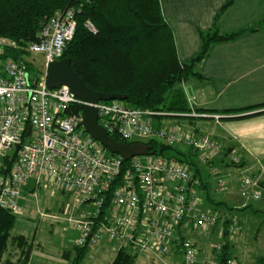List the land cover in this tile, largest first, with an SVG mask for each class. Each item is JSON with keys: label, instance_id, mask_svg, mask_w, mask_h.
Returning <instances> with one entry per match:
<instances>
[{"label": "built area", "instance_id": "built-area-1", "mask_svg": "<svg viewBox=\"0 0 264 264\" xmlns=\"http://www.w3.org/2000/svg\"><path fill=\"white\" fill-rule=\"evenodd\" d=\"M86 27L97 34L90 22ZM76 28L74 10L56 12L43 26L38 41L27 47L32 62L0 59V158L14 160L10 174L0 175V208L17 216L24 209L27 192L30 197H38L40 191L51 197L63 195L69 204L64 216L40 210L38 214L64 221L76 231L75 246L93 250L106 245L115 253L158 255L173 249L183 264H195L199 248L186 232L216 228L219 235L226 231L235 235L240 230L238 221L230 219L226 228L219 211L204 209L199 180L176 159L151 154L125 161L110 154L81 125L82 101L66 86L47 87V68L62 59ZM17 47L14 40L1 37L0 57ZM37 56L42 58L40 65L34 61ZM30 62L38 72L30 71ZM88 105L97 109L98 123L110 136L131 143L188 147L215 178L217 192L229 191V178L220 170L225 164H213L225 150L214 138L187 133L179 124L169 123L174 115L134 108L125 101ZM187 116L208 117L194 111ZM225 160L241 163V157L232 152ZM238 183L246 202L264 198L258 177L246 175Z\"/></svg>", "mask_w": 264, "mask_h": 264}, {"label": "trees", "instance_id": "trees-1", "mask_svg": "<svg viewBox=\"0 0 264 264\" xmlns=\"http://www.w3.org/2000/svg\"><path fill=\"white\" fill-rule=\"evenodd\" d=\"M233 1L229 0L224 8L230 6ZM69 9L76 13L77 28L62 59L71 61L72 68L86 86L96 93L123 95L126 97L125 102L131 107L174 115L170 118L178 119H193L187 116L193 113V110L181 85L191 78L202 77L196 67L206 58L212 45L234 41L258 30V26H254L229 34H222L217 28L201 32L199 53L182 63L177 55L173 31L164 20L160 0H0V38L12 39L18 45L17 50L6 52L0 59H26L32 62L33 59L27 50L29 44L38 41L43 26L56 12ZM87 22L97 29V34L88 30ZM31 62L30 71L38 72ZM262 107L264 105L221 113L230 114ZM79 111L78 107L76 112ZM196 113L219 112L197 110ZM157 119L160 121L161 118ZM111 137L116 141L126 142L117 136ZM148 145L155 155H164L169 150H175L179 156L172 158L189 166L193 178L201 184L202 170L199 163L189 158H197L194 151L189 149L186 154L159 142H151ZM230 152V149H225L223 157L213 164L224 163L225 167L240 168L241 163L226 162L225 157ZM13 161L9 157L0 159V175L10 174ZM128 165L129 163L125 162V168ZM261 185L264 188V182H261ZM201 187L200 185L199 191L202 190ZM210 200L212 203L209 209L213 210L211 205L215 202L211 197ZM248 209L249 206H246L241 210ZM230 222L231 220H226V228ZM16 223V215L0 208V264H29L32 242L22 234H12ZM224 235L226 242L217 255L218 264H230L234 259L227 231ZM11 246L17 249L16 259L5 258ZM74 250L75 258L72 264H80L88 249L76 246ZM133 253H116L112 264H134ZM257 264H264V257L259 258Z\"/></svg>", "mask_w": 264, "mask_h": 264}, {"label": "crops", "instance_id": "crops-1", "mask_svg": "<svg viewBox=\"0 0 264 264\" xmlns=\"http://www.w3.org/2000/svg\"><path fill=\"white\" fill-rule=\"evenodd\" d=\"M228 2L229 0H160L164 20L173 31L177 55L182 63L199 53L201 32L217 28L220 33L229 34L258 26L257 31L237 40L212 45L206 58L196 67L202 77L191 78L181 85L194 112L205 110L219 113L205 114L208 116L206 118L186 121L180 119L178 122L180 128L187 133L210 136L223 148L239 155L242 165L240 172L256 176L264 182V107L230 114L221 113L264 105V0H234L224 8ZM214 115L221 116V120H215ZM182 123H187L189 127ZM200 168V197L204 209L209 208L212 203L210 197L213 196L221 198L225 204L237 200L236 191L232 189L226 193H218L211 172L206 170L204 173L203 167ZM229 169L228 166L220 167L221 172L229 176L232 187L238 184L240 176L237 172H228ZM244 204L242 202L235 208L241 210L246 207ZM222 206L228 208L226 205ZM255 211V214L261 213Z\"/></svg>", "mask_w": 264, "mask_h": 264}, {"label": "rangeland", "instance_id": "rangeland-1", "mask_svg": "<svg viewBox=\"0 0 264 264\" xmlns=\"http://www.w3.org/2000/svg\"><path fill=\"white\" fill-rule=\"evenodd\" d=\"M35 60L37 65H40L42 58L37 56ZM171 119L173 120L168 121L169 123L177 121V124H179L178 120L180 119L189 120L185 118ZM182 125L189 127L187 123H182ZM169 127L171 126L169 125ZM175 148L188 154L189 148L184 145ZM164 156L175 157L179 155L175 150H169L165 152ZM189 158L191 161L199 163L198 158ZM229 168L228 172H237L239 174L240 181L247 175L246 173L242 174L239 168ZM206 170V167H203L204 173ZM239 178L236 176L237 180ZM260 181H263V179ZM238 186L239 183L232 187L229 184V191L230 189L236 191L237 200L234 203L225 204L221 201V198L218 199V197L213 196L211 198L215 204L213 203L211 206H213V210L219 211V214L225 220L235 219L240 225V230L237 234L227 237L234 257L230 264H257L258 259L264 257V198L261 201L246 202L239 193ZM39 194L38 197L32 196L33 198L29 196L28 192L25 194L22 201L24 209L17 215V223L12 234H22L32 242L29 264H72L75 258L74 249L77 244L76 231L68 228L64 221L44 218L38 214V210H40L48 215L64 216L69 208L67 197L59 194L51 197L44 191H40ZM199 195H201V191H199ZM242 202H245L244 207L248 205L250 209L230 210L242 204ZM222 205H226L228 208L225 209ZM257 209L261 213L255 214L254 211ZM186 235L193 241H197L199 256L195 264H218L217 255L225 245V235H219L216 228H212L207 233L199 229L190 230L186 232ZM17 254V249L11 246L9 252L5 254V258L16 259ZM133 254H135L134 264H183L181 256L173 249L166 255L145 252ZM115 256L116 253L105 245L99 249H88L80 264H112Z\"/></svg>", "mask_w": 264, "mask_h": 264}, {"label": "water", "instance_id": "water-1", "mask_svg": "<svg viewBox=\"0 0 264 264\" xmlns=\"http://www.w3.org/2000/svg\"><path fill=\"white\" fill-rule=\"evenodd\" d=\"M46 82L49 89L68 87L72 93L82 101L80 109L83 113L81 125L85 132L99 142L110 154L119 155L125 161L137 156L154 154L151 147L144 143H126L114 140L98 123L97 109L91 105L99 102L125 101L126 97L119 94L96 93L89 89L71 66L69 59H62L51 63L46 71ZM18 150L20 147L17 148Z\"/></svg>", "mask_w": 264, "mask_h": 264}]
</instances>
